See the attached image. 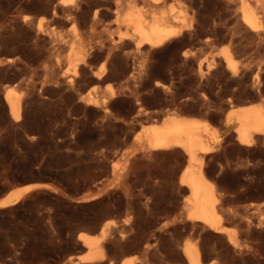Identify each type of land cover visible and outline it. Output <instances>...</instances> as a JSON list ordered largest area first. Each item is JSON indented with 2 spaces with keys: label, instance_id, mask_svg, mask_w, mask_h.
Instances as JSON below:
<instances>
[{
  "label": "rangeland",
  "instance_id": "rangeland-1",
  "mask_svg": "<svg viewBox=\"0 0 264 264\" xmlns=\"http://www.w3.org/2000/svg\"><path fill=\"white\" fill-rule=\"evenodd\" d=\"M128 1L0 0V194L50 185L0 207V264H72L86 249L79 233L109 219L105 260L90 264H187L188 243L208 264H264V136L243 145L225 123L230 109L264 103V0H160L184 34L139 48L113 43L129 31L128 5L147 8ZM243 1L261 13L259 31L242 21ZM8 88L22 96L18 119ZM172 112L211 124L204 169L226 232L186 219L182 149L146 144Z\"/></svg>",
  "mask_w": 264,
  "mask_h": 264
},
{
  "label": "bare ground",
  "instance_id": "bare-ground-1",
  "mask_svg": "<svg viewBox=\"0 0 264 264\" xmlns=\"http://www.w3.org/2000/svg\"><path fill=\"white\" fill-rule=\"evenodd\" d=\"M132 1L129 0L128 3ZM145 1L147 8H136L135 6L137 5H128L122 21L129 31L125 35H121L118 40H114L115 42L113 43L115 45L121 43L123 38H135L136 47L138 48L144 44L150 47H157L166 41L168 42L173 37L176 38V36L184 34V26L175 24L177 22L170 14V12L172 13L171 9L167 11L164 7L166 10L162 8L159 11L157 4L160 0ZM256 1L259 3L261 0ZM240 10L242 12V21L250 29L259 31L262 28L261 13L258 8L243 1L240 5ZM172 18H174V24L173 22L171 23ZM76 59L79 58L77 57ZM226 60L229 66L235 69L231 54L226 55ZM198 67L200 69V64ZM255 77L258 78L257 73ZM21 97L20 93L11 88L6 90L5 98L9 112L15 119L19 118L21 112ZM225 123L235 126L236 138L240 144L251 145L258 137L264 136V103L241 104L230 109L226 113ZM146 142L152 150L182 149L187 157V164L180 174L179 183L189 191L184 199L186 219L195 225L200 223L204 228H209L216 233L226 232L227 227L223 222L219 191H217L216 185L209 179V175L207 176L204 169V155L215 149L211 134V124L208 120L195 115L169 113L163 117L160 123H152L150 125ZM38 187H50V185L30 183L22 187L12 188L4 197L0 198V207L16 204V202L26 198L33 189ZM95 196L96 194L91 193L81 197L79 200ZM129 218L127 217L125 222ZM116 227L117 221L109 219L102 225L98 233H93L91 230L81 231L78 237L86 249L83 253L76 255L75 259L70 257L69 260L72 261V264H90L105 260L106 256L102 242L117 230ZM229 237L231 244H237L235 243L236 239L234 240L231 235ZM183 253L187 264H208L204 260L205 254L202 248L197 244H185ZM120 264H131V262L125 260L121 261Z\"/></svg>",
  "mask_w": 264,
  "mask_h": 264
},
{
  "label": "water",
  "instance_id": "water-1",
  "mask_svg": "<svg viewBox=\"0 0 264 264\" xmlns=\"http://www.w3.org/2000/svg\"><path fill=\"white\" fill-rule=\"evenodd\" d=\"M7 192H4L2 194H0V198L4 197L6 195Z\"/></svg>",
  "mask_w": 264,
  "mask_h": 264
}]
</instances>
